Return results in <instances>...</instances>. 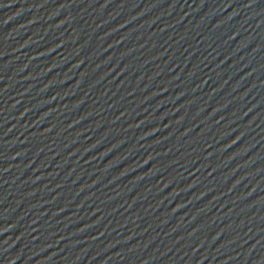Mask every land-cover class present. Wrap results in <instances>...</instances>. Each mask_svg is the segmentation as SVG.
Here are the masks:
<instances>
[{
  "label": "water",
  "instance_id": "1",
  "mask_svg": "<svg viewBox=\"0 0 264 264\" xmlns=\"http://www.w3.org/2000/svg\"><path fill=\"white\" fill-rule=\"evenodd\" d=\"M0 264H264V0H0Z\"/></svg>",
  "mask_w": 264,
  "mask_h": 264
}]
</instances>
